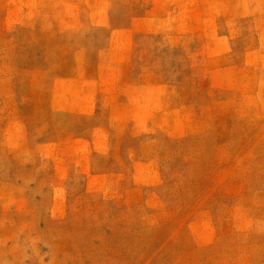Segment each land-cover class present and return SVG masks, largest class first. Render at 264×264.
<instances>
[{
	"label": "rangeland",
	"instance_id": "rangeland-1",
	"mask_svg": "<svg viewBox=\"0 0 264 264\" xmlns=\"http://www.w3.org/2000/svg\"><path fill=\"white\" fill-rule=\"evenodd\" d=\"M0 264H264V0H0Z\"/></svg>",
	"mask_w": 264,
	"mask_h": 264
}]
</instances>
